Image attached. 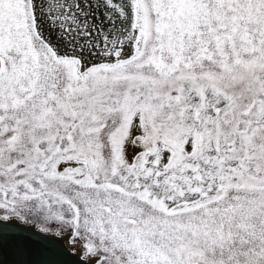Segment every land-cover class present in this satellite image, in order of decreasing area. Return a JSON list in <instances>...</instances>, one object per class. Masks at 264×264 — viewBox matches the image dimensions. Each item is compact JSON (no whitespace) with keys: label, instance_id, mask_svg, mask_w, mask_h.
<instances>
[{"label":"snow or ice","instance_id":"6c2138e0","mask_svg":"<svg viewBox=\"0 0 264 264\" xmlns=\"http://www.w3.org/2000/svg\"><path fill=\"white\" fill-rule=\"evenodd\" d=\"M0 264H264V0H0Z\"/></svg>","mask_w":264,"mask_h":264}]
</instances>
